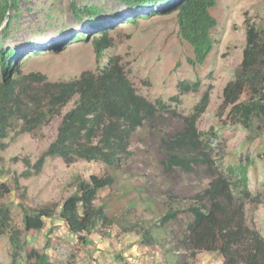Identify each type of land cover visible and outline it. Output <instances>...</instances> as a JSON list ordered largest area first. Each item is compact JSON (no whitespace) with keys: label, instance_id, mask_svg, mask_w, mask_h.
Wrapping results in <instances>:
<instances>
[{"label":"rangeland","instance_id":"1","mask_svg":"<svg viewBox=\"0 0 264 264\" xmlns=\"http://www.w3.org/2000/svg\"><path fill=\"white\" fill-rule=\"evenodd\" d=\"M214 1L215 7L210 9L217 24L211 32L214 44L202 65L190 63L192 48L179 35L176 14L166 13L162 7L132 12L114 0H91L88 5L101 8L103 28L112 42L98 60L92 40L101 28L91 27L87 15L74 12L73 4L84 5L80 0H18V10L6 14L0 26V47L18 53L11 78L40 74L51 83L67 82L85 71L97 73L111 58H117L136 93L150 102H166L176 94L180 81L200 80L201 85L198 93L184 95L181 105L174 107L177 117L161 112L138 127L132 134L129 159L116 167L81 160L65 165L61 159L46 158L35 173L34 164L55 139L61 117L73 101L61 109V116H54L33 133H22L21 121L13 118L0 139V184L11 190L0 204L10 208L12 227L21 232L27 250L36 249L53 262L71 264H221L219 254L193 253L184 243L192 218L182 210L208 187L211 176L207 168L192 163L186 172L179 167L167 171L162 166L166 150L161 140L182 131L181 118L193 112L207 86H212L209 103L196 121V130L206 133L213 128L223 139L220 149L211 155L210 168L218 174L227 166L247 164L251 197L245 214L264 238V125L256 122L249 132L227 125L226 114L219 112L222 89L242 59L246 24L264 31V0ZM121 13L137 22L112 19L111 14ZM6 22L10 27L4 30ZM80 32L87 37L66 40ZM50 45L60 46L51 50ZM29 85L34 90L36 84ZM90 175L114 179L93 202L96 208H104L110 224L73 235L58 217L59 206L75 192V181L88 180ZM168 204L180 211L176 219L158 228L154 222ZM45 206H54L53 217L45 220L41 231L24 232L23 211ZM10 254L6 231L0 233V264H9ZM24 257L19 264H26Z\"/></svg>","mask_w":264,"mask_h":264},{"label":"trees","instance_id":"2","mask_svg":"<svg viewBox=\"0 0 264 264\" xmlns=\"http://www.w3.org/2000/svg\"><path fill=\"white\" fill-rule=\"evenodd\" d=\"M80 1L84 5L73 4L74 12L87 15L91 27L101 28L92 40L98 60L112 42L107 29L103 28L105 22L101 18V8L88 5L91 0ZM114 1L132 12L143 7H162L166 13H175L179 35L192 48V65H202L213 49L211 32L217 24L210 9L215 7L214 0ZM17 2L0 0V26L10 10H18ZM111 15L112 19L137 22L131 16L124 18L126 16L122 13ZM9 27L6 22L3 28L7 30ZM245 30L242 59L233 71L232 79L222 89L219 112L226 114L227 125H236L250 132L256 122L264 125V31L249 23ZM86 37L85 32H80L66 40ZM59 46L50 45L49 49L56 50ZM17 54L10 47H0V75L4 80L0 82V139L4 138L13 118L21 121L22 133H33L47 125L54 116H61V109L73 101V106L61 117L55 139L34 164L36 174L46 158L61 159L65 165L81 160L119 166L131 155L129 146L138 127L161 112L177 117L174 107L181 105L182 97L198 93L201 88L200 80L180 81L176 85V94L166 102L162 99L150 102L136 93L117 58H111L97 73L85 71L72 81L51 83L40 74H29L17 80L10 77ZM30 82L36 84L32 91ZM211 87H206L193 112L181 118L182 131L161 140L166 150V160L162 162L165 170L179 167L187 172L192 163H200L211 176L208 187L195 195L192 203L182 210L192 218L187 225L184 243L193 253L219 254L221 264H264V238L245 214L246 202L251 197L247 164L227 166L217 174L210 168V159L212 153L220 149L223 139L213 128L206 133L196 130V121L209 103ZM113 183L112 177L96 175H90L88 180L75 181V192L62 202L58 213L71 234L90 233L99 226L110 224L104 208H96L93 202L99 191ZM10 191L7 184L1 183L0 199ZM168 207L154 222L156 227L176 219L180 210L171 208L170 204ZM53 215L54 206L24 210V232L41 231L45 220ZM6 231L11 245L9 264H19L23 254L26 264H71L69 261L53 262L46 253L36 249L27 250L21 232L12 227L10 208L0 204V233ZM81 240L84 242L83 238Z\"/></svg>","mask_w":264,"mask_h":264}]
</instances>
